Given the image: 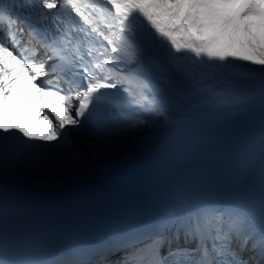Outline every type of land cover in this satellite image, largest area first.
Returning a JSON list of instances; mask_svg holds the SVG:
<instances>
[{
  "label": "snow or ice",
  "instance_id": "6c2138e0",
  "mask_svg": "<svg viewBox=\"0 0 264 264\" xmlns=\"http://www.w3.org/2000/svg\"><path fill=\"white\" fill-rule=\"evenodd\" d=\"M121 153L86 234L23 184ZM0 264H264V0H0Z\"/></svg>",
  "mask_w": 264,
  "mask_h": 264
},
{
  "label": "bare ground",
  "instance_id": "6f19581e",
  "mask_svg": "<svg viewBox=\"0 0 264 264\" xmlns=\"http://www.w3.org/2000/svg\"><path fill=\"white\" fill-rule=\"evenodd\" d=\"M73 135H75V134H73ZM124 155H127V154L121 153L120 158ZM68 172H70V173H68ZM64 174H66V175H64ZM80 175H85V174H80ZM80 175L73 174V172L71 170H62V171L54 173V174L53 173H26V174H24L23 177L28 178V179H45L46 181L55 182L58 180L63 181L65 179L70 181V180H73V179L79 177Z\"/></svg>",
  "mask_w": 264,
  "mask_h": 264
},
{
  "label": "rangeland",
  "instance_id": "374dc122",
  "mask_svg": "<svg viewBox=\"0 0 264 264\" xmlns=\"http://www.w3.org/2000/svg\"><path fill=\"white\" fill-rule=\"evenodd\" d=\"M68 173H70V172H68ZM64 175H66V174H64Z\"/></svg>",
  "mask_w": 264,
  "mask_h": 264
}]
</instances>
